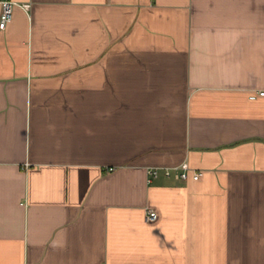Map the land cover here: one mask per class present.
Segmentation results:
<instances>
[{"label": "crops", "instance_id": "obj_1", "mask_svg": "<svg viewBox=\"0 0 264 264\" xmlns=\"http://www.w3.org/2000/svg\"><path fill=\"white\" fill-rule=\"evenodd\" d=\"M15 1L0 264H264V0Z\"/></svg>", "mask_w": 264, "mask_h": 264}, {"label": "built area", "instance_id": "obj_2", "mask_svg": "<svg viewBox=\"0 0 264 264\" xmlns=\"http://www.w3.org/2000/svg\"><path fill=\"white\" fill-rule=\"evenodd\" d=\"M18 2L15 0H2V11L0 14V28L4 29L7 24L12 20L13 7ZM25 7H29V3L23 4ZM258 95H264V90H259L256 93L250 95L251 98H256ZM160 168L164 170L166 176H173L176 179L187 180L189 178L198 179L202 171L195 170L191 167L188 161H183L180 164L174 166L157 167L152 166L148 168L150 176H157ZM112 169V168H111ZM158 211L152 207H146L144 217L146 221H154L158 218Z\"/></svg>", "mask_w": 264, "mask_h": 264}]
</instances>
